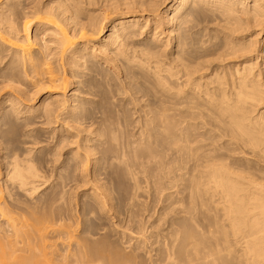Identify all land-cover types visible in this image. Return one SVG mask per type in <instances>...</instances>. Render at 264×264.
I'll use <instances>...</instances> for the list:
<instances>
[{"label":"bare ground","instance_id":"6f19581e","mask_svg":"<svg viewBox=\"0 0 264 264\" xmlns=\"http://www.w3.org/2000/svg\"><path fill=\"white\" fill-rule=\"evenodd\" d=\"M0 91V264H264V0H0Z\"/></svg>","mask_w":264,"mask_h":264},{"label":"rangeland","instance_id":"374dc122","mask_svg":"<svg viewBox=\"0 0 264 264\" xmlns=\"http://www.w3.org/2000/svg\"><path fill=\"white\" fill-rule=\"evenodd\" d=\"M2 91H0V95ZM44 138L48 137V134L45 133ZM43 147V143H39L34 146V149H39ZM105 166V176L108 178V186L112 191L114 202L118 208L117 220L123 219V212H125V202L127 195L129 194L131 188L133 187V182L126 175V165L114 162H108L104 164ZM152 183L147 179L141 183L140 198L138 199V208L137 210V219L144 221L147 229V235L153 232L155 229L157 231H162L168 226V220L175 215L174 212H168L164 217H160V214L163 212V206L165 205L164 197L153 196L152 194ZM89 188V185H76L73 182L68 183L64 189L66 192L64 194L59 193V191L54 192V197L59 198L60 200L54 203V213H60L69 215L70 204H67V201H71L75 205L78 200V195L84 189ZM115 220V219H114ZM108 225L107 221L103 216H99L96 219L94 226H105ZM118 230H122L121 227H118ZM138 236V235H137ZM111 240H116V236H110L106 242L110 244ZM133 242V241H132ZM104 244V243H103Z\"/></svg>","mask_w":264,"mask_h":264}]
</instances>
